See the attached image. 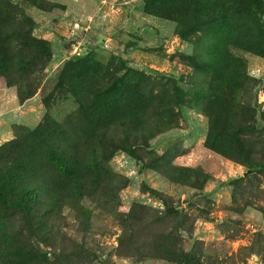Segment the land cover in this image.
<instances>
[{
    "label": "rangeland",
    "instance_id": "1",
    "mask_svg": "<svg viewBox=\"0 0 264 264\" xmlns=\"http://www.w3.org/2000/svg\"><path fill=\"white\" fill-rule=\"evenodd\" d=\"M0 17V264H264V0Z\"/></svg>",
    "mask_w": 264,
    "mask_h": 264
},
{
    "label": "trees",
    "instance_id": "2",
    "mask_svg": "<svg viewBox=\"0 0 264 264\" xmlns=\"http://www.w3.org/2000/svg\"><path fill=\"white\" fill-rule=\"evenodd\" d=\"M5 6L6 7L9 6V3L6 2ZM6 33H7V30H6V32L5 31L2 32V34H3L2 39H4ZM0 57L4 58V54L2 53L1 49H0ZM16 145H17V143L15 142L13 148ZM23 170H25V169H23ZM13 177H15V176H13ZM13 177H11L9 179L8 178H2L1 179L3 184L0 185V198H2V199L3 198H9L11 200L13 198V196H16L15 195V191H16V188H17V183H19V180H18L17 176H16V180L8 181V180L12 179ZM72 180H75V179H72ZM65 181L66 180L62 176H58L57 177L55 175V176H52L50 178V181L48 182L47 186L49 187V184H50V189L52 190L54 195H56V194L64 195L66 190L68 189V187L73 186L72 182H69L70 183L69 184V183H66ZM73 194L74 193L71 192V194H68V195L71 198ZM27 196L33 202H38L39 203V197H40L39 194H34L33 192H28V193L26 192V194L24 195V199H27ZM22 201H24V200H22ZM26 201H28V199ZM2 258H3V255L0 252V263L3 262Z\"/></svg>",
    "mask_w": 264,
    "mask_h": 264
}]
</instances>
